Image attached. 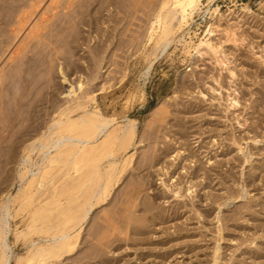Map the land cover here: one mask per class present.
Here are the masks:
<instances>
[{
  "label": "rangeland",
  "instance_id": "obj_1",
  "mask_svg": "<svg viewBox=\"0 0 264 264\" xmlns=\"http://www.w3.org/2000/svg\"><path fill=\"white\" fill-rule=\"evenodd\" d=\"M33 3L34 0H23L21 8L31 10ZM51 3L52 0L43 1L17 39L12 37L11 28H7V44H0L1 53L6 52L0 56V79L9 71L13 73L5 91L0 89V197L2 194L15 195L19 187V184L13 185V177L16 176L13 161L17 157L18 145L28 143V135L34 131H44L54 113L66 102L64 91L69 85H64L57 63L63 64L72 82H76L80 73L87 82L91 72L96 73L100 67L101 81L99 79L90 85L86 92L92 93L95 91L92 89L97 85L101 87V83L107 88L112 86L107 90L108 94L99 95V105L110 117L116 111V114L121 113L119 122L128 117L136 123L137 140L131 153L138 150V162L145 155L154 154L152 150L158 151L164 146L161 140L165 133V136H174L171 138L175 142L167 143L171 145L168 154L171 152L170 156H174L168 155L169 159H163L162 163L166 166L176 164L167 168H170V176L166 174L167 169L160 171L162 163L157 165L159 172L157 167L143 173L129 172L102 210L95 211L91 217L85 239L91 240L88 234L96 230L98 222L102 229H99L101 234L98 238H110L113 230L106 224L110 221L107 219L114 214L116 219L124 216L129 199L134 201L138 198L140 202L147 199L158 209L177 212V217L159 225L162 228L158 225L151 228L154 243H164L165 240L161 248L145 244L126 250L122 243L123 248L116 253H127L129 264H213L215 249H220L221 253L217 264H264V0H201L188 18V25L177 31L170 45L157 54L154 53L157 36L153 41L144 42L145 50L141 46L147 26L139 21L145 19L143 13H139L138 20H132L128 28L125 26V34L117 36L109 49L104 48L105 58V52L97 58L89 53V48L97 47L94 42L99 43L105 31L103 34L94 32L88 26H79L80 29L76 30L77 19L69 22L62 31L48 33L47 30L48 35L39 45L30 44V31L41 20L43 12L49 14V24H53ZM109 11L102 13L103 21L109 20L111 14L115 15L113 8ZM178 18L179 14L173 22L176 30ZM101 29L104 27L100 26ZM208 31L215 32L211 35V43L220 51L217 55L219 62L212 53L191 57L195 53L194 47ZM92 36H96V41ZM25 44L29 46L12 62L11 53ZM100 45L106 46L103 42ZM31 46L32 49L28 50ZM40 48L43 51L38 50ZM78 68L82 71L78 72ZM230 105L235 106L232 108ZM180 122L190 125L193 134L188 139L189 145L183 143L171 128ZM153 138H156L154 143L151 141ZM140 140L145 142L139 145ZM185 148L190 155L179 156L181 152L178 151ZM197 154L201 159L199 156L195 158L203 160L201 164L193 157ZM167 159L172 163L166 162ZM210 159L211 166L207 164ZM138 174L142 175L143 181H137ZM172 176L176 177L173 181ZM206 178L210 181L207 179V182ZM163 180L169 188L163 186ZM188 186L193 187L192 197L185 191ZM53 189L25 205L21 206L20 202L11 205L13 218L9 220L8 236L11 264H17V260L25 257L28 251V243L19 239L17 233L31 226L48 228L54 217H62L65 221L64 212L52 205L46 207L39 219L34 218V209L41 202L40 206H43L44 201H50L48 196ZM169 189L179 190L185 196L177 199L172 191L168 193ZM161 192L167 194L154 201V195ZM59 194V200L66 203L67 193L61 191ZM105 209L109 212L114 209V212L111 214ZM126 227L124 224L123 228ZM45 235V232H36L29 238L39 241ZM125 236H128L127 232L123 234ZM152 246L157 249L152 250ZM88 250L83 244L78 257ZM143 253L148 254V258L142 256ZM58 264L80 263H73V259L67 257Z\"/></svg>",
  "mask_w": 264,
  "mask_h": 264
},
{
  "label": "bare ground",
  "instance_id": "obj_2",
  "mask_svg": "<svg viewBox=\"0 0 264 264\" xmlns=\"http://www.w3.org/2000/svg\"><path fill=\"white\" fill-rule=\"evenodd\" d=\"M43 1L44 0H34V3L31 5V10L24 11L21 8L23 0H0V44H5L9 39L7 28H11L10 33H12V37L17 39L35 16L37 10L41 8ZM200 2L201 0H52L51 5H53V7L51 8V13L52 17L55 19L53 24H49L51 20L49 14L43 12V18L41 17V20L34 24L28 39L31 40L30 44L33 46L39 45L43 42L46 35H48L47 30L48 33L54 30L62 31L69 22L71 23L72 20L77 19L76 30H78L79 26H88L94 32L99 31L104 33L105 31V33H102L103 35L100 36L101 41L99 43L95 40L96 36H92L96 41L94 42V45L96 44L97 47L89 48L90 55L97 58L102 56L105 52V58L106 51L104 48L107 47L109 49L117 36L125 34V31L123 32L125 26L127 25L128 28L132 20H138L137 14L143 13L145 19H139V21L145 22L147 27L145 34L142 37L143 40L141 38V46L144 47L145 50L146 45L144 42L147 40L153 41L157 36V38H155L156 43L154 50V53L157 54L160 49L167 48L170 45L171 39L177 31H180L188 25V18L198 7ZM111 7L113 8L115 15L111 14L109 20L103 21L101 17L102 13L107 10H110L109 12H111ZM178 14L179 27L176 30L173 22L177 19ZM12 18L13 21H11ZM153 18L155 19L154 23ZM155 25H158V27ZM215 25L216 23L214 26ZM100 26H103L104 29L99 30ZM141 26L143 28L142 24L140 27ZM214 31H208L206 37L194 47L195 53L194 55H191L192 59L197 55L202 56L204 54L212 53L216 58V61L219 62L217 55L220 51L214 48L211 43V35L215 33ZM5 35H8V37L4 39ZM97 37L99 36L97 35ZM77 41L79 42L80 40L77 39ZM101 42L106 46H101ZM28 46L29 44H25L22 47H17L11 53L10 60L14 62L21 54H23ZM33 46L29 47L28 50H31ZM38 50L43 51L41 48ZM5 54L6 52L4 51V53H1L0 49V56ZM57 64V68L61 74L60 77L62 78L63 83H65L64 85H69L67 91H64L66 92V97L64 96L66 102H64V105L62 104V107H60L59 110L56 112L54 111L55 113L53 112L55 115H53L52 118L50 117L51 119L47 123L44 131H34L32 134H29L28 139L26 140L28 143L18 145L16 148L17 157H15L13 161L16 168L14 172L16 173V176L13 177V182L15 181L13 185L19 184V187L15 195L3 196L2 194V197H0V264H11L12 261V256L10 255V252L12 251L8 245V236L10 233L9 220L13 218L11 205L18 202H20V204L22 203L21 206L25 205L28 201L40 196L52 187H54V189L48 196L50 201H44L43 206H40L43 202H39L40 205L34 209V218L35 220L39 219L46 207L52 205L58 209V211L61 210L64 212L65 221L62 220V217L61 219L60 217H54V220L50 221L52 224H50L48 228L47 226L40 228L31 226L25 231L17 233L16 236L19 239L22 238L28 243L27 255L25 257H20L17 260V264H58L61 260L67 257L73 259V263L76 262L80 264H129L127 258L129 255L127 253V255L122 252L116 253L117 250L119 251L123 248L122 243L126 245V250L131 247H143L145 244L159 245L160 247L158 246V248H161V245L164 246L165 240L164 243H154L151 239V228H157V225L159 226L167 223L166 220H175L177 212L169 213L167 210L164 211L158 209L155 204L147 199H144V202L143 200L140 202L137 200L138 198L134 201L129 199L128 201L125 200L129 207L125 209L124 216L116 219L114 214L112 218L107 219L110 221L106 224L110 228L112 226L113 230V236L110 235V238L109 236L108 238H103L104 240L102 237L98 238V235L101 234L100 232L102 230L101 225L98 222V224H96L99 227H95L96 230L91 232V235L88 234L89 237H91V240H88V238L85 239L87 225L95 211L99 209L102 210L106 205L115 188L121 184L122 180L129 172L143 173L145 170L154 167L156 168L157 165L162 163L163 159L165 160V158L172 155L171 152L168 154L171 145L167 143H174L175 140H172L174 136H171V138L165 136V133H163L164 138L162 137L163 139L161 142L164 146L158 151L152 150V153L154 154L150 153L148 156L145 155L142 161L138 162V150L136 149L134 153H131V149H133L137 140L136 123L126 117L127 115L123 122H119L118 117H122L120 116L121 113L116 114V111L114 115L110 117L104 114L99 105V95L105 96L108 94L107 90H110L112 86L107 88L106 84L101 83V87L97 85L99 88L96 86V89H92L96 92H86L90 85L93 86L101 78V75L99 76L98 73L100 67L97 68V72L95 71L96 73L90 71L91 76L87 82L82 73L78 74L76 82H72V80L68 78V75L63 68V64L59 62ZM68 67L72 68L70 65ZM71 70L73 71V69ZM77 70L78 72L82 71L80 68ZM12 74L13 73L9 71L5 77L0 79L1 92H4L7 88V83L10 81ZM88 91L91 92V90ZM57 92L58 91H55V93ZM231 104L235 103L231 102ZM230 106L233 108L235 105ZM230 106L229 108H231ZM189 127L190 125L188 123L180 122V124H174L171 128L174 129V134L179 136V139H183V143H189L188 139H190L192 133ZM165 129L168 131V128ZM173 129L170 130L172 131ZM154 140L156 141V138L151 139V141H153L152 143H154ZM144 142L143 140H140L139 145H142ZM163 142L166 143V145ZM213 142L215 143V141ZM153 148H156V146ZM171 151L174 153L172 148ZM178 152H181L178 154L179 156L181 154L190 155L188 154V148H185L184 151ZM198 156L199 155L197 154V156L193 157L195 158ZM205 156L207 155L205 154ZM203 157L204 156H202V158ZM199 158L201 159L200 156ZM168 159L166 162L172 163L168 161ZM207 159H209V157ZM175 160H177V158H175ZM196 160L200 164L202 163L201 161H203ZM211 161L212 160L210 159L207 162L210 166L213 164ZM163 164L164 162L161 165L162 167L159 168L158 166L156 168V171H158V168L160 171H164L168 167L173 166V163L171 166ZM198 166L200 167V165ZM198 166L197 168H199ZM169 169H167V171L165 170L166 174L170 173L168 171ZM154 173L156 172L154 171ZM203 173H205V171ZM46 174L48 175L47 177ZM160 176L163 175L160 174ZM197 176L198 175H196V177ZM209 176L210 175H208V177ZM137 177V181L144 180L141 174H138ZM171 178L172 181L176 179V177L173 176ZM209 178H206V180ZM134 181L135 180H133L132 183H134ZM162 182L163 186L167 187L165 180ZM146 183L148 186V182ZM190 186H188L189 189H186L185 191L188 193L190 192V195H188L192 197L191 194L194 190L191 191L193 187ZM192 186H194V184ZM163 189L165 190V188ZM180 189H182V187ZM61 191L67 193L66 203L59 200V193ZM159 191L157 193H160ZM170 191L172 190L169 189L168 193ZM172 192L177 199H181L185 196L181 195L179 190H173ZM163 193L165 195L167 194V192ZM164 194H162V192L161 194H155L153 200L157 201L162 198L163 196L161 195ZM43 196L44 195H41V197ZM164 199H166V196ZM107 210L106 212H112L111 214L114 212V209H112V211L110 210V212ZM16 212H19V210H16ZM108 213L106 214L108 215ZM61 215H63V213H61ZM108 216L110 217V215ZM124 224L127 225L126 228H123ZM159 227L162 228L161 226ZM122 228L127 231H123ZM99 229L101 230L99 231ZM36 232H45L46 235L39 241L30 239V235ZM126 232L128 236L123 237V234ZM83 244L88 247L89 250L83 256L78 257V253ZM152 247V250L157 249L154 248V246ZM111 253H114V256H109ZM213 253V264H217V262H219L218 260L221 259L220 249H215ZM75 255L76 258H74ZM141 255L145 257V255L147 256L148 254L143 253ZM146 258H148V256ZM142 259L143 258L140 260Z\"/></svg>",
  "mask_w": 264,
  "mask_h": 264
}]
</instances>
